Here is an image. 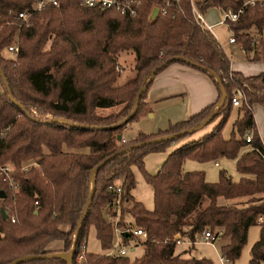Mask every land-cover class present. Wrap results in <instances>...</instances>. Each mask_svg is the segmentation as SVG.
I'll return each instance as SVG.
<instances>
[{
  "label": "trees",
  "instance_id": "1",
  "mask_svg": "<svg viewBox=\"0 0 264 264\" xmlns=\"http://www.w3.org/2000/svg\"><path fill=\"white\" fill-rule=\"evenodd\" d=\"M246 1L199 0L195 4L193 0H143L139 13L130 16L113 7H83L79 0H59L58 5L48 4L23 20L18 13L33 0H0V67L14 98L26 108L9 97L0 73V164L15 166L10 172L0 170V188L7 193L0 197V264L27 254L69 250L92 190V178L93 198L80 229L73 264H214L209 257L184 256L176 250L177 233L195 241L206 227L223 230V238L229 241L221 245V252L236 264L255 224L260 225V237L246 264H264V142L254 114L255 104L264 107V71L245 75L233 70L221 42L196 19L193 9L206 12L219 7L237 12L242 8L236 20H229L230 29L248 57L253 53L251 59L262 60L264 3L251 5ZM157 5L160 11L152 20L150 14ZM15 35L19 38L17 55L6 57L3 49ZM125 50L134 53L135 76L120 83L118 58ZM174 55H184L206 67L189 64L210 74L219 90L216 102L157 133L139 130L127 142L119 139L118 133L147 111L144 99L151 79L133 117L119 127L86 128L61 120L91 125L120 121L132 111L151 70ZM211 71L227 92L219 107L222 90ZM237 88L245 94L240 105L233 103ZM235 106L239 115L231 137L226 138L223 128ZM34 109L50 113L52 119L39 117ZM211 113L212 120L223 115L221 121L204 136L175 148L156 173L145 170V156L183 134L118 154L93 174L99 162L124 147L193 127ZM222 156L236 158L237 169L243 173L239 180L226 169H220L215 181L208 180L203 169H184L188 158L204 162ZM32 162L35 164L29 169H23ZM134 166L153 186V209L132 193L136 186ZM110 184L123 189L118 224L125 227V214L129 213L133 223L149 233L142 239L122 232L125 246H144L143 253L134 258L128 252L107 253L114 232L109 218L117 214L116 208L108 205L116 197ZM220 195L226 200L250 197L244 202L219 203ZM206 198L210 199L208 205H204ZM92 227L105 252L88 249ZM85 240V255L79 259ZM17 264H68V260L42 257Z\"/></svg>",
  "mask_w": 264,
  "mask_h": 264
},
{
  "label": "rangeland",
  "instance_id": "2",
  "mask_svg": "<svg viewBox=\"0 0 264 264\" xmlns=\"http://www.w3.org/2000/svg\"><path fill=\"white\" fill-rule=\"evenodd\" d=\"M219 10V9H218ZM215 17H217V20H222L224 17L223 11H218ZM207 16V15H206ZM215 32L217 35V38L223 45L224 49L226 52L229 54L230 58L233 61H253L254 63L253 66L255 65V69H248V71H258L259 69H264V59L262 60H253L251 59L253 56V53L251 54V58L248 57V55L245 57L240 50L238 49L236 43L231 44L229 42L230 36H231V30L229 29L228 25L222 22H219L215 24ZM264 34V31H263ZM18 44L19 47V38L15 35L13 38L12 42L15 41ZM48 47V46H47ZM3 54L6 57H15L17 53L15 52H10L7 47L3 49ZM119 62V68L118 72L120 75L119 76V82L122 83L131 76H135V70H134V53L130 50H125L122 51L121 54L119 55L118 58ZM260 73V72H259ZM134 74V75H132ZM34 112L42 118H49L51 117V114L39 109H34ZM238 107L235 106L228 118V121L226 122L224 128H223V135L226 138L231 137L232 131H233V122L235 119L238 117ZM223 115L217 116L215 119L210 121L206 126H204L201 129H198L194 132H188L185 133L181 136H179L176 140L165 146L161 150H155L149 152L145 156V170L149 172L150 174L156 173L164 164L165 160L168 158L169 154L177 147H179L181 144L186 143L187 141L194 139V138H199L201 136H204L205 133L211 131L222 119ZM255 118L257 120V126L259 128V131L261 133L264 132V107L257 105L255 106ZM140 119V118H139ZM129 124V123H128ZM125 128V127H124ZM124 128L122 132H124ZM164 129V128H163ZM149 133V132H148ZM152 133V132H151ZM124 140V138H123ZM130 139L124 140V141H129ZM88 149V148H87ZM86 150V148L84 149ZM216 161H219V166L216 165ZM184 169L185 170H198V169H203L205 170L206 173V178L208 179H213L210 181H215L218 180L219 178V171L220 169H226V171L233 177L234 180H239L241 176L243 175L242 172H240L237 169L236 165V158L228 157V156H222L219 157L218 159H213V160H207V161H198L192 158H188L185 161ZM12 164V163H11ZM32 164H35L34 162L28 163L23 165V169L25 168H30ZM13 165V164H12ZM134 172L136 176V186L133 188L132 193L134 194L135 198L139 201H142L144 205L148 209H153L154 208V190L153 186L147 181L144 172L138 168L137 166H134ZM208 179V180H209ZM263 194V192H262ZM222 196V195H220ZM218 196V202H220V199ZM245 196H250V195H245ZM242 197V196H241ZM248 198V197H247ZM210 199L206 198L204 205H208ZM240 201V200H238ZM235 202V201H234ZM130 218L129 213L125 214V219L129 220ZM260 237V225L255 224L252 225L249 229L248 233V239L246 244L243 247L242 253L240 257L237 259L236 264H246L249 262V260L252 257V247L254 243L259 239ZM186 239V238H185ZM197 243L196 247L192 249L190 255H195V256H202V257H209L213 260L214 264H219L220 262V256H221V243L223 240H218L212 243H207L202 240L201 236L199 235L197 238ZM87 243H88V249L91 251H97V252H105L102 248V245L100 243V240L97 237L96 230L94 227L91 228V231L87 237ZM191 249L192 246L187 245L186 243L183 244H178L177 245V251L179 253L183 252L184 250ZM128 249V255L131 257H136L139 256L143 253L144 251V246L139 244L135 245L134 243H131L129 246H126ZM134 248V249H132Z\"/></svg>",
  "mask_w": 264,
  "mask_h": 264
},
{
  "label": "crops",
  "instance_id": "3",
  "mask_svg": "<svg viewBox=\"0 0 264 264\" xmlns=\"http://www.w3.org/2000/svg\"><path fill=\"white\" fill-rule=\"evenodd\" d=\"M198 1L199 0H193L195 4ZM218 9L223 11L219 7H210L206 12H203L206 22L213 25L211 31L216 37L217 35L214 30V26L221 21H218L217 17H215ZM229 42L231 44L236 43L240 52L245 57L247 56L242 44L238 42H232L230 39ZM251 63L254 62L233 61L231 59L232 69L242 71L245 75L256 74L264 71V69H259L258 71H248V69H255V65L253 66ZM218 98L219 90L210 74L181 61H173L152 77V82L147 89L146 97L144 99L148 104L147 111L140 117V119L132 121L125 126L124 132H122L123 138L126 140L131 139L137 135L139 130H142L146 133H157L163 128L167 129L171 124L185 120L206 106L216 102ZM257 105L259 104L254 105V114L255 106ZM260 135L264 142V132H260ZM88 150L89 149H86V152ZM219 164V161H216V165L219 166ZM209 180L213 179L210 178ZM249 197L250 196H242L226 200L223 196H220L219 199L222 203L234 202L238 200L244 202L249 199ZM128 219V223L134 224L131 215ZM182 238L185 240L183 243L192 246V248L188 249L189 247H187L186 250L188 252L184 250L181 252V254L184 256H191V250L196 247L198 240L196 239L194 242L189 240L187 237L182 236ZM220 240H223L221 245L229 241V239L225 238ZM183 243H177V245ZM177 253L179 252L177 251ZM221 254L223 253L221 252Z\"/></svg>",
  "mask_w": 264,
  "mask_h": 264
},
{
  "label": "built area",
  "instance_id": "4",
  "mask_svg": "<svg viewBox=\"0 0 264 264\" xmlns=\"http://www.w3.org/2000/svg\"><path fill=\"white\" fill-rule=\"evenodd\" d=\"M142 1L143 0H79V3L83 7H98V8H102V9H105L108 7H113V8L120 10V12L123 14L135 16L139 13V9L142 5ZM247 3H250L251 5H255L257 3H264V0H247L246 4ZM48 4L58 5L59 0H33L32 5L30 7L26 8V9H24L18 13V17L23 19V20H26L32 12L37 11L39 9H42L43 7L47 6ZM193 9H194L196 19L204 27L211 30L213 25L208 24L206 22L203 12L200 11L195 6L193 7ZM163 11H164V9H163ZM241 11H243L242 8L240 9V11H237V12L233 11L231 8L223 11L224 17L220 22L223 21V23L227 24L229 29H230L229 20H236L239 17ZM230 40L232 42H236L235 37H234V33L232 30H231ZM7 49L10 52L17 53L19 50V47H18L16 40L11 42L7 46ZM244 98H245V94L242 91V89L237 88L235 90V94L233 96V103L235 105H240ZM251 137H252V135L249 133L247 135V140L250 141ZM124 140H126V139L124 138ZM13 169H15V166L10 164V163L0 164V170L1 171L10 172ZM11 184L13 186H17V183L14 182L13 180L11 181ZM109 189L116 193V197L114 199L110 200L108 202V205L115 207L117 214L110 218L112 225H113V231H114L113 232V245L109 250H107V253L108 254H115V255L126 254L128 252V249L122 243V232L126 231L129 233H133L135 235L140 236L142 239H147L149 236V233H148L146 228L135 225V224L127 223V225L125 227H122L118 224L119 214L122 210L121 204H122L123 189H122V186L118 185V184H110ZM13 220H15V219L13 218ZM201 238L203 241H205L207 243L214 244V242L223 238V230L213 231L210 227H206V229H204V231L201 233ZM175 240H176V244L185 242V240L182 238L180 233H177L175 235ZM82 247H83L82 252L78 256L79 259L83 258L85 255V251H86V247H87L86 246V240H85V242H83ZM219 264H233V261L229 257H227L226 255L221 254Z\"/></svg>",
  "mask_w": 264,
  "mask_h": 264
},
{
  "label": "water",
  "instance_id": "5",
  "mask_svg": "<svg viewBox=\"0 0 264 264\" xmlns=\"http://www.w3.org/2000/svg\"><path fill=\"white\" fill-rule=\"evenodd\" d=\"M159 11H160V7L158 5L154 6V8H153V10H152V12L150 14V19L154 20L157 17V15L159 14ZM178 60L184 61V62H186L188 64H191V65H195V66L200 67L202 69H206V67L204 65H202L200 63H197L194 60H192L191 58H188V57H186L184 55L171 56V57L167 58L165 61H163L161 64H159L158 66H156L155 68H153L151 70V73H150L149 77L147 78L146 82L144 84H142V86L140 87V89H139V91H138V93L136 95L132 111L126 117L121 119L120 121H118V122H116L114 124H111V125H91V124H86V123L69 121L67 118H61V120L65 121V122H69L73 126L86 127V128L119 127V126L125 124L126 122H128L133 117L134 113L136 112V110H137V108L139 106V103L141 101L142 93L147 88L148 82L152 79V77L157 73V71L159 69H162L163 67L167 66L171 62L178 61ZM211 72L213 74H215L213 71H211ZM0 73L2 75L3 80L5 81L6 85L8 86L9 97L12 100H14V102H16L17 104L21 105V107L26 109L25 106H23L20 101H18L16 98H14L12 92L10 91V87H9V83H8V80H7L6 73L1 67H0ZM215 76L219 80V77L216 74H215ZM220 87H221V90H222V97H221L220 101L218 102L217 107H219L221 105V103L224 102V100L226 99V96H227L226 89L224 87V84L221 81H220ZM213 115H214V113H211L204 120H202L199 124H197V125H195L193 127L184 129V130H182L180 132H177V133H174V134H170V135L158 136V137L146 140V141H140V142H136L134 144H131L129 146H126L123 149L111 154L110 156H108L107 158H105L104 160L99 162L93 168V174L96 172V170L100 166H102L106 162L110 161L111 159L116 157L118 154L127 152L129 150L134 149V148L142 147V146L147 145V144L162 142V141H164L167 138H174L177 135L185 134V133H188V132H194V131H196L198 129H201L202 127L207 125L212 120ZM32 117L34 118V116H32ZM50 119H52V118L45 119V120H50ZM118 138L119 139H123V134L122 133H118ZM94 187H95V179L92 178V190H91V193H90V196H89L85 211H84L83 215L81 216V218L78 221V225H77V228H76L75 234H74L73 244H72V247L69 250L56 251V252H51V253H46V254H27V255H23V256H19V257L14 258L8 264H17V263H19V262H21L23 260L30 259V258L55 257V256H61L63 258H66L68 260V264H73V259H74V254H75L76 247H77V241H78V238H79L80 229H81L82 223L84 221V218H85V216L87 214L88 208H89V206L91 204V201H92V198H93V193H94ZM6 195H7L6 191L4 189L0 188V197H5ZM3 214H4L5 217H7V213H6L5 210H3Z\"/></svg>",
  "mask_w": 264,
  "mask_h": 264
}]
</instances>
